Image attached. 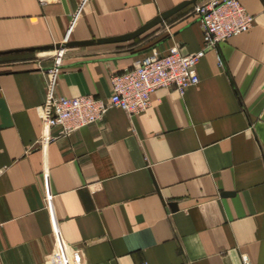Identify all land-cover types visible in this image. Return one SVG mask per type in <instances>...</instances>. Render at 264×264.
Returning a JSON list of instances; mask_svg holds the SVG:
<instances>
[{"label":"crops","instance_id":"crops-1","mask_svg":"<svg viewBox=\"0 0 264 264\" xmlns=\"http://www.w3.org/2000/svg\"><path fill=\"white\" fill-rule=\"evenodd\" d=\"M181 1L0 0V264H264V0H239L252 26L207 48L182 93L38 142L49 96L105 100L143 54L200 49L201 0L125 41L69 42Z\"/></svg>","mask_w":264,"mask_h":264},{"label":"built area","instance_id":"built-area-1","mask_svg":"<svg viewBox=\"0 0 264 264\" xmlns=\"http://www.w3.org/2000/svg\"><path fill=\"white\" fill-rule=\"evenodd\" d=\"M43 3L45 0H39ZM201 27V48L182 53L177 44L165 53H146L134 63L109 77L110 94L103 100L91 94L79 96H49L48 113L44 118L46 133L38 142L49 143L60 136L93 123L103 117L110 107H117L128 114L140 113L151 104V94L160 88H174L182 93L199 81L196 64L207 48L247 31L254 22L239 0H201L194 6ZM54 67L61 58V48H54ZM53 71V69H50ZM56 128L49 133V128Z\"/></svg>","mask_w":264,"mask_h":264},{"label":"water","instance_id":"water-1","mask_svg":"<svg viewBox=\"0 0 264 264\" xmlns=\"http://www.w3.org/2000/svg\"><path fill=\"white\" fill-rule=\"evenodd\" d=\"M196 0H183L179 2L178 4L172 6L171 8L161 12L159 15L153 17L152 19L148 20L141 26L137 27L131 32L118 35V36H110V37H102V38H97L95 40L91 41H86V42H77V41H72L69 42V44H84V43H92V42H97V43H111V42H118V41H125L131 38H134L144 32L145 30L149 29L150 27L154 26L155 24L159 23L160 21L166 19L169 17L171 14L175 13L176 11L180 10L182 7L189 3H195ZM66 45H68L66 43ZM60 45H57L56 47H59ZM11 124L10 116L8 113L7 106L5 104L4 99L0 96V126H8Z\"/></svg>","mask_w":264,"mask_h":264},{"label":"rangeland","instance_id":"rangeland-1","mask_svg":"<svg viewBox=\"0 0 264 264\" xmlns=\"http://www.w3.org/2000/svg\"><path fill=\"white\" fill-rule=\"evenodd\" d=\"M54 50V49H53Z\"/></svg>","mask_w":264,"mask_h":264}]
</instances>
